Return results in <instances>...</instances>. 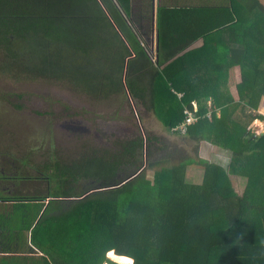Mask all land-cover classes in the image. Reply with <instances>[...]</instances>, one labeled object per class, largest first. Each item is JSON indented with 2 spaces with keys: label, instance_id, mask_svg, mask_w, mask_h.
I'll list each match as a JSON object with an SVG mask.
<instances>
[{
  "label": "trees",
  "instance_id": "obj_1",
  "mask_svg": "<svg viewBox=\"0 0 264 264\" xmlns=\"http://www.w3.org/2000/svg\"><path fill=\"white\" fill-rule=\"evenodd\" d=\"M143 1L147 11L136 16L133 0H0V77L62 84L96 102L129 107L130 99L140 121L150 113L158 119L159 110L169 133L192 111L199 119L181 137L195 143V154L202 142L230 150L229 175L181 154L166 166V139L139 126L119 137L108 129L116 139L110 149L71 163L29 159L25 201L45 208L32 241L62 264H117L111 251L134 264H264V133L254 131L264 120V0L161 5L155 50L153 0ZM223 29L238 44L225 50L229 69L180 84L188 71L179 55ZM236 66L238 100L228 82ZM189 169L203 171L200 184L187 183ZM238 179H245L240 192Z\"/></svg>",
  "mask_w": 264,
  "mask_h": 264
},
{
  "label": "rangeland",
  "instance_id": "obj_2",
  "mask_svg": "<svg viewBox=\"0 0 264 264\" xmlns=\"http://www.w3.org/2000/svg\"><path fill=\"white\" fill-rule=\"evenodd\" d=\"M144 10L147 11L141 1L135 0V15L139 16ZM237 71H240L239 67ZM128 101L129 107L117 100L96 102L62 84L46 81L17 82L9 77H0V128L2 131L3 126L9 127L4 130L9 135L7 140L11 142V150L7 154L16 158L30 156V160L37 165L45 163L52 156L71 163L101 148H112L116 139L104 133L106 130L115 132L117 137L124 134L129 136L139 126L143 133L167 140V151L172 157L166 166L176 165L182 158L196 161L201 159L218 163L228 174L232 162L230 150L221 148V153L217 151V145L202 142L195 154V143L185 142L183 137L166 132L154 114H147L143 121L138 120L134 104L130 99ZM259 112L264 119V109ZM156 115L160 120L159 110ZM254 131L264 132V120L254 122ZM187 172V182L196 185L202 182V170L189 169ZM146 176L153 180L155 172L147 170ZM244 182L245 179L237 180L236 189L239 192Z\"/></svg>",
  "mask_w": 264,
  "mask_h": 264
},
{
  "label": "crops",
  "instance_id": "obj_3",
  "mask_svg": "<svg viewBox=\"0 0 264 264\" xmlns=\"http://www.w3.org/2000/svg\"><path fill=\"white\" fill-rule=\"evenodd\" d=\"M140 1L143 6L144 1ZM134 2L135 0H133ZM183 2L185 0H153V35L151 38V48L154 50L158 45L156 34L157 7L161 5L183 6ZM213 2L215 3L216 0ZM223 4L226 3L223 2ZM187 5L191 4L188 3ZM237 47L238 44L233 43L232 35L228 34L227 29H223L216 34H211L205 40H197L179 55L186 72L188 71V75L184 72L180 76L181 78L183 77V80L181 79L179 83L183 85L193 84V81L207 76V72L209 71L228 70L234 60L231 52L227 55L225 50L227 49L228 52L229 49ZM230 70L233 72V76L231 72L228 76L230 91L232 96L238 100L236 92V86L240 82L239 71H237L238 67H233ZM158 88L160 93L162 89L161 84H159ZM178 96L180 98L182 94ZM192 104L194 109L197 110L196 102ZM206 106L208 110H211V98L206 99ZM217 116H219L218 111ZM154 118L157 119L156 116ZM157 121L159 120L157 119ZM6 127L3 126L2 131L0 128V198H11L12 200L0 201V264H62L61 259L55 255L48 254L46 250L37 248L32 241V230L41 219L45 208L40 211L31 202L25 201V196L31 195L30 177L32 170L31 161L29 160L30 156L28 158L23 155L21 158H16L7 154L11 150V146L9 145L11 142L7 140L9 135L4 130ZM218 149L217 151L222 153L223 150L220 147ZM215 164L219 165L218 163ZM186 180L188 181V172L186 173ZM43 190V194H45V187H43ZM107 258L112 261L108 254ZM124 258L129 259L128 257ZM132 264H134V261Z\"/></svg>",
  "mask_w": 264,
  "mask_h": 264
},
{
  "label": "built area",
  "instance_id": "obj_4",
  "mask_svg": "<svg viewBox=\"0 0 264 264\" xmlns=\"http://www.w3.org/2000/svg\"><path fill=\"white\" fill-rule=\"evenodd\" d=\"M199 117L192 111L184 110V119L177 126L171 129V133L178 136H185L188 128L197 123Z\"/></svg>",
  "mask_w": 264,
  "mask_h": 264
},
{
  "label": "bare ground",
  "instance_id": "obj_5",
  "mask_svg": "<svg viewBox=\"0 0 264 264\" xmlns=\"http://www.w3.org/2000/svg\"><path fill=\"white\" fill-rule=\"evenodd\" d=\"M109 257L112 259V261L118 263V264H132L133 261L129 258H124V257H118L116 256L113 252L108 254Z\"/></svg>",
  "mask_w": 264,
  "mask_h": 264
}]
</instances>
